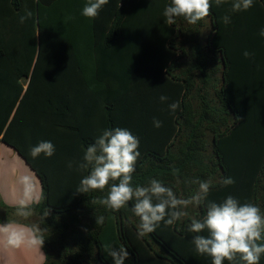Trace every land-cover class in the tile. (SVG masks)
Listing matches in <instances>:
<instances>
[{"label":"trees","instance_id":"16d2710c","mask_svg":"<svg viewBox=\"0 0 264 264\" xmlns=\"http://www.w3.org/2000/svg\"><path fill=\"white\" fill-rule=\"evenodd\" d=\"M170 2L109 0L89 19L82 15L87 0H0V144L41 183L45 200L28 222L43 223L44 207L51 210L41 225L48 229L44 264H114L105 244L125 246V264H211L188 231L203 207L189 206L181 221L139 237L133 202L114 212L91 203L107 189L76 192L88 174L78 170L84 151L105 129L139 138L133 185L160 179L188 197L197 186L186 179L211 177L209 200L232 195L264 211V0L240 12L230 11L233 0L219 7L211 0L208 36L203 20L166 24ZM25 9L33 16L20 23ZM149 46L155 57L148 73L139 70L146 61L139 52ZM245 51L254 55L245 58ZM161 95L168 100L161 103ZM177 101L173 113L169 104ZM41 141L53 143V156H31ZM225 177L235 183L221 186ZM95 215L105 216L103 225ZM7 218L17 219L0 200V222Z\"/></svg>","mask_w":264,"mask_h":264},{"label":"clouds","instance_id":"9594fccd","mask_svg":"<svg viewBox=\"0 0 264 264\" xmlns=\"http://www.w3.org/2000/svg\"><path fill=\"white\" fill-rule=\"evenodd\" d=\"M226 0H215L217 7ZM109 0H87L82 9V15L95 19ZM211 0H171L164 7L165 23L174 25L178 18H182L189 25H196L211 15ZM253 7V0H233L231 12L247 11ZM33 13L25 9V15L20 16V23L31 18ZM223 23H230V16L225 15ZM259 35L264 37V28ZM245 58L254 53L245 51ZM161 103L168 97L161 95ZM180 107L179 101L169 104V110L175 112ZM156 128L162 122L153 119ZM139 138L126 128L116 127L105 129L88 145L84 151L82 162L78 170L88 174L80 180L77 193L87 194L91 191L104 192L106 195L91 200L92 204H99L107 210L119 211L128 209L129 202H133L130 211L139 218L138 236L151 234L163 222L165 226H172L181 221L189 213V206L203 207L204 215L193 218L188 226L190 233H195L191 243L200 255L211 258V264H260L264 256V211L253 202H244L228 195L222 202L208 199L213 187V179H186L184 183L197 187L188 197L178 196L173 187L165 181L151 178L147 185H133V174L141 153L138 150ZM55 147L51 141H41L30 149L32 157L43 154L53 156ZM69 168L72 164L69 163ZM173 175L178 169L173 168ZM235 183L231 177L219 180L223 187ZM16 195L7 201L13 209V216L0 222V244L5 250H15L22 247L41 249L45 243L44 233L48 230L41 227L50 215V209L44 207L41 213L43 223L28 222L35 215V208L44 203L43 190L38 188L33 176L21 174L16 177ZM97 226L103 225L105 216L95 215ZM207 233L204 235L202 233ZM104 252L112 258L114 264H125L129 257L127 248L123 245L114 247L104 245Z\"/></svg>","mask_w":264,"mask_h":264},{"label":"crops","instance_id":"0c3cea01","mask_svg":"<svg viewBox=\"0 0 264 264\" xmlns=\"http://www.w3.org/2000/svg\"><path fill=\"white\" fill-rule=\"evenodd\" d=\"M203 21L206 24V28H202L201 32H203L204 36H208L211 33L208 27L209 18L206 17ZM142 54L144 55L142 61L145 56L146 61L142 65H139V70L143 72L147 70L149 73L154 63L155 48L151 46L143 48L142 52H139V56ZM208 54H210L208 51L204 52L205 57H209ZM21 174L33 176L38 188L42 189L38 177L26 161L11 148L0 144V200L5 205H7L8 200L16 195V177ZM44 261L45 254L42 248L39 250L22 247L15 250H5L3 245L0 244V264H44Z\"/></svg>","mask_w":264,"mask_h":264},{"label":"rangeland","instance_id":"374dc122","mask_svg":"<svg viewBox=\"0 0 264 264\" xmlns=\"http://www.w3.org/2000/svg\"><path fill=\"white\" fill-rule=\"evenodd\" d=\"M209 25V24H208ZM11 163V162H10ZM13 168V167H12ZM1 194V193H0ZM31 221L35 222V218H33Z\"/></svg>","mask_w":264,"mask_h":264}]
</instances>
